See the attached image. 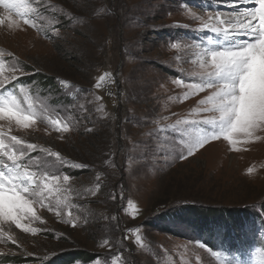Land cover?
Listing matches in <instances>:
<instances>
[{
  "label": "rangeland",
  "instance_id": "1",
  "mask_svg": "<svg viewBox=\"0 0 264 264\" xmlns=\"http://www.w3.org/2000/svg\"><path fill=\"white\" fill-rule=\"evenodd\" d=\"M247 2L26 0L37 9L30 17L36 27L12 14L20 27H0V80L22 104L27 94L70 130L57 131L46 119L27 129L0 121V131L36 145L29 156L70 179L60 216L36 204L40 219L22 221L35 233L0 222V256L59 259L79 250L95 258L75 264H264V211L244 220L243 237L231 246L219 244L222 229L200 234L186 215L190 207L198 214L264 207L263 131L236 150L221 137L188 155L198 129L177 125L207 115L194 111L207 91L184 96L200 82L198 53L216 38L201 29L227 27L217 13L223 19ZM25 67L52 78L43 96L29 84L11 86L33 73ZM208 238L218 243L209 246Z\"/></svg>",
  "mask_w": 264,
  "mask_h": 264
},
{
  "label": "snow or ice",
  "instance_id": "2",
  "mask_svg": "<svg viewBox=\"0 0 264 264\" xmlns=\"http://www.w3.org/2000/svg\"><path fill=\"white\" fill-rule=\"evenodd\" d=\"M253 2L255 6L243 13H233L223 19L217 13L216 20L227 27L205 24L201 29L211 28L216 38L209 36L207 46L198 53L200 82L188 85V91L184 94L186 98L196 92L207 91L208 94L199 100L194 110L207 115L199 121H177V125L198 129L191 137L188 155L193 154V149L221 137L236 150L238 144L259 140L261 137L257 133L264 131V0ZM0 6L4 9L0 24L7 20L9 29L19 28V20L12 19L15 13L23 19V24L36 27L30 17L37 9L26 0H0ZM240 16H243V20ZM172 47L176 48L177 45L173 43ZM19 78L16 76L13 79L18 81ZM104 78L101 76L100 80ZM6 89L7 84L0 80V121L27 129L47 119L57 131L70 130L69 124L62 122L58 115L56 118H46L27 99V94L22 104ZM36 148L34 144L26 143L17 136L8 137L0 131V157L7 158V162L0 158V222H11L16 228L33 233L37 229L29 228L22 221L40 219L35 211L36 204L49 210L55 209L60 216V209L68 206L66 198L62 200L60 194L69 190L70 179L67 173L62 178L57 175L46 159L30 157L29 153ZM44 151L67 166L59 153ZM181 158L186 157L182 155ZM246 171L252 173L253 169L249 167ZM129 206L135 211L134 206ZM140 240L141 237L137 235L136 241Z\"/></svg>",
  "mask_w": 264,
  "mask_h": 264
},
{
  "label": "trees",
  "instance_id": "3",
  "mask_svg": "<svg viewBox=\"0 0 264 264\" xmlns=\"http://www.w3.org/2000/svg\"><path fill=\"white\" fill-rule=\"evenodd\" d=\"M27 72H33L34 70L25 67ZM35 74V75H34ZM40 75V74H39ZM36 72L29 74L26 78L20 77L19 80H15L13 84H29L30 87H33V91L38 94V96H43V93L46 92L47 88L52 85V78L49 77H41ZM39 77V78H36ZM31 91V90H30ZM52 99V98H51ZM191 208V209H190ZM189 212L192 214H186L187 218L190 219L192 226L194 229L201 234L205 233L202 230H205L209 237H215L216 232L222 229L220 235L224 239V241L219 242V244L224 245L228 243V245H233L238 238L243 237L241 234V228L243 227L244 220L249 219L250 216L256 215L260 217V212L264 211V207L259 206L258 208L252 209H237V210H222L219 212H209L208 214H198L197 210H192L193 207H190ZM197 209V208H196ZM218 229V230H217ZM214 238H208L207 243L210 246L211 244H216L218 241H211ZM243 240V239H242ZM215 242V243H214ZM229 246V247H230ZM67 255V256H66ZM65 256V257H64ZM64 256L57 257V255H53L49 259L44 258H32L28 257L25 259H18L15 257H10L8 255L0 256V263H30V264H75V263H86L90 262L95 258L94 253L84 252V251H71L67 254L64 253ZM3 257V258H2ZM1 259H4L3 261Z\"/></svg>",
  "mask_w": 264,
  "mask_h": 264
},
{
  "label": "bare ground",
  "instance_id": "4",
  "mask_svg": "<svg viewBox=\"0 0 264 264\" xmlns=\"http://www.w3.org/2000/svg\"><path fill=\"white\" fill-rule=\"evenodd\" d=\"M254 3L253 0H248L247 5H244V8L240 9L241 11H239V13H243L246 9H249L251 7H249L248 4H252ZM3 13L4 11L0 9V18H3ZM13 19V16H12ZM240 19L243 20V16H240ZM0 27H2L3 29L7 28V20H5V22L3 24H0ZM264 133V131H263ZM262 137V136H261Z\"/></svg>",
  "mask_w": 264,
  "mask_h": 264
},
{
  "label": "water",
  "instance_id": "5",
  "mask_svg": "<svg viewBox=\"0 0 264 264\" xmlns=\"http://www.w3.org/2000/svg\"><path fill=\"white\" fill-rule=\"evenodd\" d=\"M116 74H114V78H115V81L117 82V87H116V97L119 98V95H120V90H119V83H118V80L116 79Z\"/></svg>",
  "mask_w": 264,
  "mask_h": 264
}]
</instances>
